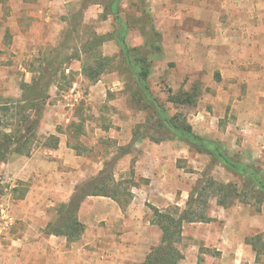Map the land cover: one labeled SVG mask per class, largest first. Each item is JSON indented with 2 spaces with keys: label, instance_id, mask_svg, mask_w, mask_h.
<instances>
[{
  "label": "rangeland",
  "instance_id": "obj_1",
  "mask_svg": "<svg viewBox=\"0 0 264 264\" xmlns=\"http://www.w3.org/2000/svg\"><path fill=\"white\" fill-rule=\"evenodd\" d=\"M113 2L0 0V131L18 130L21 118L34 113L24 100L25 84L41 75H57L25 152L0 165V254L15 251L11 240L29 231L22 228L24 221L47 224L44 231L49 232L48 225L60 218V207L70 202H56L60 192L54 190L64 183L63 168L53 164L54 173L47 176V201L38 191L40 176L28 167V159L47 157L50 136H60L69 149L86 157L88 162L80 166L95 174L76 190L107 186L123 204L131 202V191L150 182L140 172L157 164V152L176 146L181 158L162 165L182 206L162 212L188 210L187 196L200 183L207 189L193 210L211 220L184 224L176 245L184 257L179 264H264V189L177 140L155 148L146 138L130 151L134 135H164L157 130L154 110L138 101L135 80L114 40L98 49L107 71L94 81L85 76L84 68L95 59L82 47L94 36H117L121 30L112 14ZM117 5L130 48L142 49L143 55L157 45L162 49L149 55V85L159 105L199 136L219 142L237 160L256 164L264 182V0H119ZM155 39L158 43L148 50ZM213 182L216 186L211 187ZM219 199L225 200L224 206ZM152 217L145 215L150 221ZM150 235L156 238L153 231ZM223 241L225 251H218L215 246ZM238 241L247 245L240 263L228 254Z\"/></svg>",
  "mask_w": 264,
  "mask_h": 264
},
{
  "label": "crops",
  "instance_id": "obj_2",
  "mask_svg": "<svg viewBox=\"0 0 264 264\" xmlns=\"http://www.w3.org/2000/svg\"><path fill=\"white\" fill-rule=\"evenodd\" d=\"M58 137V149L46 148L44 155L47 157L42 156V161H38V157L28 159V167L31 165L30 172L35 173L36 177L40 176L42 181L39 184L42 187L38 191L42 190L46 194L47 201L51 197V194H48L51 191L48 192L47 189V176L53 175V164H56L58 168L59 166L63 168L64 173L60 175H63L64 183L60 189H56L54 192H60L57 193L56 202L66 203L71 200L77 185L83 183L90 175L95 174H92L88 168H84V164L80 166V163L88 162L86 157L77 155L68 148L67 139ZM167 143L173 142L158 143L160 145L153 143V146L160 148L161 144ZM146 147L151 149L149 144ZM159 151L155 155V158H158L157 164H154L149 171L142 172L141 170L140 172L141 176L150 182L146 186L130 192L132 194L130 203L123 204L121 199L114 200L112 197L104 196H88L83 200L78 211V218L85 226V231L84 236L82 235L83 237L77 242L71 244L64 237L48 234L44 231L47 224H37L26 220L24 221L26 226H21L29 231L27 233L19 232L11 240L16 249L11 253L0 254V264H142L151 250L161 243L162 238L160 229L152 223V220L145 219V215H154L153 209L162 212L172 205L182 206L177 198V193L169 187L172 177L162 165L164 162L177 163V160L182 156V151L177 150L176 146H166ZM14 155L19 156L18 154ZM11 157L10 155L8 161ZM48 157L52 163H49ZM55 158L57 161L53 160ZM2 166H5V163ZM21 174L24 173L20 172L18 175L20 179ZM32 194L34 193L32 192ZM190 194L191 192L189 196ZM189 196H187L188 200ZM48 205L53 206V203ZM36 206L34 205L33 211L38 214L40 211ZM23 213L26 211L24 210ZM154 228H158L159 232L153 230ZM151 231L154 232L156 238L151 237ZM223 243L225 241L218 243L215 248L218 251L221 249L225 251L224 246L227 244ZM230 248L228 254L233 253L232 258L235 261L243 262V254L247 251L244 241L242 243L238 241V247L234 248L232 245Z\"/></svg>",
  "mask_w": 264,
  "mask_h": 264
},
{
  "label": "trees",
  "instance_id": "obj_3",
  "mask_svg": "<svg viewBox=\"0 0 264 264\" xmlns=\"http://www.w3.org/2000/svg\"><path fill=\"white\" fill-rule=\"evenodd\" d=\"M118 2L119 0H114L111 8L112 14L115 16L116 22L121 28L119 34L117 36H94L86 42L82 47V51L84 54L91 55L95 59L94 65L84 68L85 76L89 80H97L107 71V60L98 55V49L110 39L114 40L120 48V52L127 64L129 72L132 74V78L135 80V84L138 88V101L147 105L148 108L153 109L155 112L156 121L159 124L157 130L161 131L164 136L156 138L148 135H134V139L129 147L130 151L134 150L137 142L143 141L146 138H150L152 142L156 144L177 140L187 144L192 150L199 154L210 156L216 165H220L236 176L248 181L252 186L264 189L263 176L259 174V169L256 164H249L237 160L234 156L230 155L219 142L199 136L193 131L189 124L182 123L177 120V118L170 117L164 107L159 105L149 85L152 69V61H150L149 55H158L162 52V49L157 45L154 52L151 54L149 53V55H143L142 49H133L128 46L126 42L127 26L122 22L116 9ZM156 43H158V41L155 39L152 42L153 45H150L147 49L153 48ZM56 76L55 74L45 79L44 76L41 75L40 78L34 79L31 85L25 84L23 86V89H25V103L28 104L30 107L29 109L33 110L34 113L30 114V116L21 118V126L18 130L9 133L0 131V165L7 163L10 155H23L25 152L27 145L32 137H34L40 124L44 109L49 100L48 90L53 84ZM8 110L9 109H5L4 111L7 112ZM153 130L154 128H151L149 132ZM49 139L53 141V145H48V148L52 150L58 149L59 138L50 136ZM212 186H216V184L213 182L211 183V187ZM82 187L83 186L76 190L75 195L68 204H63L60 207L58 212L60 218L56 220L57 222L54 225H48V234L64 237L70 243L77 242L85 231V226L78 218V211L83 200L88 196L112 197L114 200H119L116 193L108 191L107 186H94L93 191H85L86 189ZM206 189L207 188H202L200 183L193 188L187 203L188 210H185V212H181L178 208H175L173 214L169 213V211L161 212L157 209H153L154 215L152 223L160 229L162 238L160 245L151 250L142 264H179V262L184 259L180 251L176 248V245L181 243L184 224L211 221L205 218L202 213L199 215V213L193 210L197 205V201L203 200V192H205ZM95 190H98V192ZM219 191H222V188H219L217 192ZM0 194L2 193L0 192ZM202 203L206 204V202ZM218 204L224 206L225 200L219 199Z\"/></svg>",
  "mask_w": 264,
  "mask_h": 264
}]
</instances>
